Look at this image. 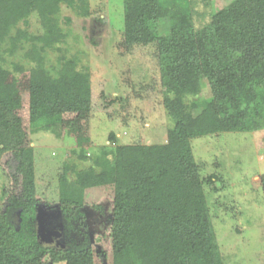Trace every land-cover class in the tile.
Wrapping results in <instances>:
<instances>
[{
	"label": "trees",
	"instance_id": "16d2710c",
	"mask_svg": "<svg viewBox=\"0 0 264 264\" xmlns=\"http://www.w3.org/2000/svg\"><path fill=\"white\" fill-rule=\"evenodd\" d=\"M61 6L89 15L88 0H0V160L14 122L5 110L8 72L2 53L24 50L33 65L28 75L31 129L56 134V119L68 106L90 102L88 70H78L76 57L62 49L68 34L59 20ZM33 15L39 34L29 32ZM123 23L147 31L162 26L154 44L162 105L173 123L165 143L101 149L92 154L87 170L63 164L57 186L63 250L38 241L33 149L27 144L14 148L12 178L19 191L3 198L0 264H43L44 258L50 264H95L81 210L86 190L106 186L113 189L111 264H221L203 189L216 177L200 178L190 140L264 129V0H233L200 29L194 28L187 2L123 0ZM48 52L57 53L56 64L48 65ZM203 80L210 84V98L195 114L184 99L197 96Z\"/></svg>",
	"mask_w": 264,
	"mask_h": 264
},
{
	"label": "rangeland",
	"instance_id": "374dc122",
	"mask_svg": "<svg viewBox=\"0 0 264 264\" xmlns=\"http://www.w3.org/2000/svg\"><path fill=\"white\" fill-rule=\"evenodd\" d=\"M180 1L189 4L194 28L200 29L233 0ZM88 3L87 17L60 8L61 27L68 34L62 49L67 57H76L78 70H88L91 99L68 106L56 119V134L29 126L28 75L33 65L24 57L25 51L1 55V65L8 72L5 110L14 122L8 151L0 160V210L6 205L4 195L19 191L12 178L16 169L13 149L27 144L33 149L39 200L36 218L60 233L64 219L58 211L57 186L64 163L87 170L97 151L117 145L163 144L173 127L162 105L154 44L162 26L150 31L125 26L123 0ZM65 17L70 19L68 26L63 24ZM29 32L41 33L35 15L30 17ZM46 57L48 65L56 64V52H48ZM201 84L197 96L184 99L195 114L210 98V84L206 80ZM110 134L115 141L108 139ZM190 146L200 178L216 177L203 189L221 264H264V129L198 137L190 140ZM112 193L110 186L84 193L81 211L95 264H111ZM94 206H101L102 212ZM43 264L50 262L44 258Z\"/></svg>",
	"mask_w": 264,
	"mask_h": 264
},
{
	"label": "water",
	"instance_id": "95a60500",
	"mask_svg": "<svg viewBox=\"0 0 264 264\" xmlns=\"http://www.w3.org/2000/svg\"><path fill=\"white\" fill-rule=\"evenodd\" d=\"M59 211V210H58ZM36 234L39 243L44 247H52L58 250H63L64 247L57 240L60 238L61 233L54 230H49L45 226V221L36 218Z\"/></svg>",
	"mask_w": 264,
	"mask_h": 264
},
{
	"label": "flooded vegetation",
	"instance_id": "af4514ba",
	"mask_svg": "<svg viewBox=\"0 0 264 264\" xmlns=\"http://www.w3.org/2000/svg\"><path fill=\"white\" fill-rule=\"evenodd\" d=\"M61 236H62V234H61ZM61 236H60V238H61ZM57 241L59 242V239Z\"/></svg>",
	"mask_w": 264,
	"mask_h": 264
}]
</instances>
